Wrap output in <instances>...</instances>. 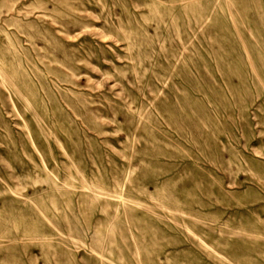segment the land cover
I'll use <instances>...</instances> for the list:
<instances>
[{"label": "rangeland", "instance_id": "374dc122", "mask_svg": "<svg viewBox=\"0 0 264 264\" xmlns=\"http://www.w3.org/2000/svg\"><path fill=\"white\" fill-rule=\"evenodd\" d=\"M0 264H264V0H0Z\"/></svg>", "mask_w": 264, "mask_h": 264}]
</instances>
